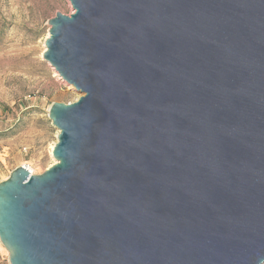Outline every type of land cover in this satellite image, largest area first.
Returning <instances> with one entry per match:
<instances>
[{"label": "water", "instance_id": "obj_1", "mask_svg": "<svg viewBox=\"0 0 264 264\" xmlns=\"http://www.w3.org/2000/svg\"><path fill=\"white\" fill-rule=\"evenodd\" d=\"M43 58L55 159L0 182L10 264H264V0H69Z\"/></svg>", "mask_w": 264, "mask_h": 264}, {"label": "rangeland", "instance_id": "obj_2", "mask_svg": "<svg viewBox=\"0 0 264 264\" xmlns=\"http://www.w3.org/2000/svg\"><path fill=\"white\" fill-rule=\"evenodd\" d=\"M70 15L69 0H0V179L18 166L40 174L55 163L59 130L48 116L53 102H74L83 93L43 58L48 21ZM52 148V149H51ZM0 264H10L0 242Z\"/></svg>", "mask_w": 264, "mask_h": 264}, {"label": "bare ground", "instance_id": "obj_3", "mask_svg": "<svg viewBox=\"0 0 264 264\" xmlns=\"http://www.w3.org/2000/svg\"><path fill=\"white\" fill-rule=\"evenodd\" d=\"M47 36H48V35H47ZM51 149H52V148H51ZM51 153H52V150H51ZM29 170L33 173V170H32L31 168H30Z\"/></svg>", "mask_w": 264, "mask_h": 264}, {"label": "built area", "instance_id": "obj_4", "mask_svg": "<svg viewBox=\"0 0 264 264\" xmlns=\"http://www.w3.org/2000/svg\"><path fill=\"white\" fill-rule=\"evenodd\" d=\"M29 169V168H28ZM0 182H1V179H0Z\"/></svg>", "mask_w": 264, "mask_h": 264}]
</instances>
